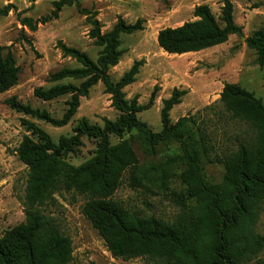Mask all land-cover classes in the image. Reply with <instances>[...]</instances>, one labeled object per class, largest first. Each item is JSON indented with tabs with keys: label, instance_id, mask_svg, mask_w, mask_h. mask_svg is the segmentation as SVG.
Returning <instances> with one entry per match:
<instances>
[{
	"label": "trees",
	"instance_id": "trees-1",
	"mask_svg": "<svg viewBox=\"0 0 264 264\" xmlns=\"http://www.w3.org/2000/svg\"><path fill=\"white\" fill-rule=\"evenodd\" d=\"M74 5L90 25L88 37L98 52L92 59L85 51L57 42L63 56L78 63L61 67L49 74L48 87H36L34 95L45 101L68 96L65 109L55 117L45 108L19 102L15 96L6 99L9 107L24 115L53 126L66 125L75 115L81 97L101 82L110 95L111 105L118 111L115 119L104 118L102 125L82 118L70 135L57 141L36 122L22 118L26 134L16 151L27 167L23 198L24 221L6 229L0 236V264H69L72 260V240L62 231L55 218L46 213V205L61 191L75 192L87 199L82 214L91 222L115 258L146 257L154 264H242L264 247V236L255 231V223L264 202V104L252 91L238 83H224L219 101L229 116L248 126L252 132L223 153H216L203 119L182 116L171 121L170 110L181 102L185 89L173 88L161 100V129L152 131L137 113L152 105L156 87L148 103L141 105L135 95L127 99L124 87L135 81L141 60H135L117 80L109 69L123 54L121 35L142 30V19L133 23L118 16L110 29L101 30L96 12L82 6L79 0H54L53 10L43 16L45 23L58 16L63 6ZM11 5L0 9L6 14ZM196 19L176 27L158 30V45L170 54H185L218 45L229 35L242 34L234 22L233 6L225 0L220 21L210 7H194ZM21 23L34 31L37 23L23 17ZM254 50L256 62L264 65V25L245 38ZM9 46L0 45V93L13 87L19 77ZM111 135L119 138L111 142ZM128 135L127 138H123ZM82 136L96 141L94 154L74 165L66 160L82 143ZM146 153L156 145L177 143L180 153L168 155L154 163L141 164L133 142ZM183 190L174 192L180 213L166 221L155 215L144 216L127 209L113 199L125 173L132 187L143 180L164 182L171 167ZM222 168L218 180L207 173L208 165ZM90 264H96L91 262ZM251 264H264V257Z\"/></svg>",
	"mask_w": 264,
	"mask_h": 264
},
{
	"label": "rangeland",
	"instance_id": "rangeland-1",
	"mask_svg": "<svg viewBox=\"0 0 264 264\" xmlns=\"http://www.w3.org/2000/svg\"><path fill=\"white\" fill-rule=\"evenodd\" d=\"M54 0H0V9L11 5L6 14H0V45L9 46L20 68L17 83L0 93V236L2 233L24 221L23 198L27 180V167L18 159L17 147L26 132L21 119L36 122L54 141L61 135L73 133V127L84 117L90 123L102 125L103 119H115L118 111L111 105L110 95L101 82L95 84L87 96L81 97L80 105L73 118L64 126H53L45 121L24 115L9 107L6 99H16L32 107L45 108L51 115L60 117L66 107L68 96L54 100H41L34 95L36 87H48L49 74L61 67H75L78 63L69 56H63L57 46L63 43L85 51L95 59L98 47L88 37L90 25L85 16L74 5L63 6L56 18L40 23L43 16L53 10ZM83 7L96 12L101 30L111 28L118 16L133 23L142 19L143 29L121 35L123 54L115 66L109 69L113 80H117L130 68L135 60H141L139 72L131 84L124 87L127 99L135 95L141 105L148 103L151 92L156 87L152 105L137 113L140 120L147 123L152 131L161 129V100L168 97L173 88L185 89L181 102L170 110V118L175 122L182 116L203 119L214 151L223 153L234 147L239 140L250 135L252 130L232 119L219 101L224 83H238L264 104V65L256 62V54L245 42V38L259 26L264 25V0H229L233 6L234 22L242 27V34L229 35L226 41L195 52L170 54L157 43L158 30L176 27L185 21L196 19L193 10L196 5L206 4L220 21L221 7L225 0H79ZM28 17L37 23L32 31L20 21ZM124 135L123 138H127ZM111 142L119 138L111 135ZM82 145L66 160L78 165L94 154L96 141L82 136ZM133 147L141 164L157 163L168 155L180 153L177 143L159 144L153 152L146 153L133 142ZM175 164L170 168L164 182L144 181L141 186L132 187L129 173H125L121 185L113 194V199L132 212L144 216L155 215L172 221L180 207L174 192L183 190ZM222 168L208 165L207 173L218 180ZM84 195L61 191L46 205L60 225L62 231L72 240V260L69 264H154L146 257L130 259L115 258L91 222L82 214ZM255 231L264 236V202L255 223ZM264 257V247L257 255L242 264H251Z\"/></svg>",
	"mask_w": 264,
	"mask_h": 264
}]
</instances>
